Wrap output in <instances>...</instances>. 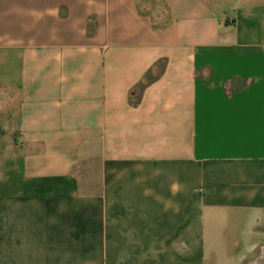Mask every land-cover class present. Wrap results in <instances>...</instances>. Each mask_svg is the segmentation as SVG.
I'll use <instances>...</instances> for the list:
<instances>
[{"label": "crops", "instance_id": "crops-1", "mask_svg": "<svg viewBox=\"0 0 264 264\" xmlns=\"http://www.w3.org/2000/svg\"><path fill=\"white\" fill-rule=\"evenodd\" d=\"M0 264H264V0H0Z\"/></svg>", "mask_w": 264, "mask_h": 264}]
</instances>
